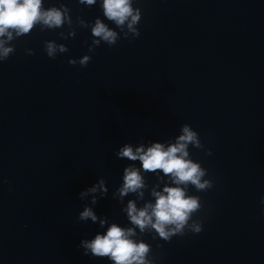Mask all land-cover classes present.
I'll use <instances>...</instances> for the list:
<instances>
[{
  "label": "water",
  "instance_id": "water-1",
  "mask_svg": "<svg viewBox=\"0 0 264 264\" xmlns=\"http://www.w3.org/2000/svg\"><path fill=\"white\" fill-rule=\"evenodd\" d=\"M64 3L77 17L109 27L100 0H44ZM140 36L89 53V28L61 39L67 27L12 43L15 52L0 62V264H112L83 254L81 239L100 228L79 222L89 200L79 193L100 178L108 192L93 207L98 217L130 226L123 203L112 193L123 169L139 161L118 159L133 147L167 142L189 124L204 150L189 146L193 161L214 187L189 194L202 209L198 234L170 241L144 233L154 264H264V0H135ZM45 40L68 48L55 59ZM26 48L35 55H27ZM90 55L86 67L69 65ZM149 187L156 176L146 173ZM151 197L145 192V200ZM144 201H138L142 206ZM138 231V230H137Z\"/></svg>",
  "mask_w": 264,
  "mask_h": 264
},
{
  "label": "clouds",
  "instance_id": "clouds-1",
  "mask_svg": "<svg viewBox=\"0 0 264 264\" xmlns=\"http://www.w3.org/2000/svg\"><path fill=\"white\" fill-rule=\"evenodd\" d=\"M134 2L100 0L104 18L114 24L118 32L99 17L94 22H86L80 17L73 21L71 10L62 2L59 7L45 8L44 0H0V62L6 61L15 52L13 41L31 35L37 27L43 32L66 26V34L64 31L58 33L65 40L76 36L77 27L89 28L91 42L85 41L89 53H94L101 43L111 47L121 38L135 39L140 36L137 25L142 13L139 7L133 6ZM78 3L93 6L97 0H78ZM43 50L51 59L68 52L66 45L54 40H45ZM25 53L35 55L31 48H26ZM90 60L91 56L86 54L79 60L69 59L67 62L86 67ZM189 146L211 155V149H205L199 134L189 124L181 125L179 134L173 140L163 143L153 141L148 146L140 143L135 147L125 143L115 152L118 159L139 161L140 165L139 168L134 165L124 167L122 184L112 193L113 198L121 203L129 194L135 195V199H129L121 208L130 226L122 227L109 222L106 216L98 217L93 207L89 206L96 205L98 196L102 198L108 192L105 180L98 179L79 193V199H87L89 204L79 212L77 220L98 223L100 228L107 225V228L103 234L97 232L92 239L80 240L78 247L83 249L84 255L107 258L112 264H154L151 245L138 236L154 233L153 239L158 237L170 241L173 236H183L186 232L198 234L203 230L202 220L193 218L202 209L200 197L189 194L188 189L191 186L197 192H205L214 184L206 178L207 170L191 159ZM146 173L156 176V183L151 187L145 180ZM146 191L151 197L149 200H145ZM138 201H144L142 206L137 205ZM260 203L264 205V196H261Z\"/></svg>",
  "mask_w": 264,
  "mask_h": 264
}]
</instances>
